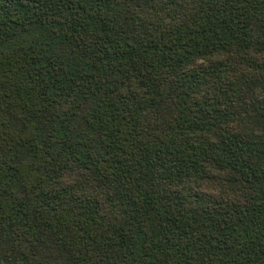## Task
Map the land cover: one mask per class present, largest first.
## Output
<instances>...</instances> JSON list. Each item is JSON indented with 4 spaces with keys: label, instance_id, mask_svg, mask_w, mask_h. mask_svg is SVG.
I'll list each match as a JSON object with an SVG mask.
<instances>
[{
    "label": "trees",
    "instance_id": "trees-1",
    "mask_svg": "<svg viewBox=\"0 0 264 264\" xmlns=\"http://www.w3.org/2000/svg\"><path fill=\"white\" fill-rule=\"evenodd\" d=\"M0 264H264V0H0Z\"/></svg>",
    "mask_w": 264,
    "mask_h": 264
},
{
    "label": "rangeland",
    "instance_id": "rangeland-1",
    "mask_svg": "<svg viewBox=\"0 0 264 264\" xmlns=\"http://www.w3.org/2000/svg\"><path fill=\"white\" fill-rule=\"evenodd\" d=\"M40 36V33L37 32L36 30L32 29L30 30L29 32H23L20 36H19V40H29V41H32L34 40L35 38H38Z\"/></svg>",
    "mask_w": 264,
    "mask_h": 264
}]
</instances>
